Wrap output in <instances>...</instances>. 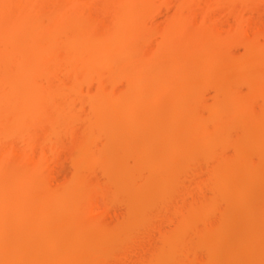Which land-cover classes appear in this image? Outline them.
I'll use <instances>...</instances> for the list:
<instances>
[{
	"label": "bare ground",
	"instance_id": "bare-ground-1",
	"mask_svg": "<svg viewBox=\"0 0 264 264\" xmlns=\"http://www.w3.org/2000/svg\"><path fill=\"white\" fill-rule=\"evenodd\" d=\"M232 1L233 0H0V148H1L0 150L2 151V152L0 151L2 153V154H0V157H1V159H0L1 160L0 161V175L2 176V174H3V177H4V173H5L6 169L10 170V166H6L9 163H12L10 165L15 164V169H16V171L10 175L8 180H7V178L1 179L2 182H4V183L0 182V264H39V262H41V261H38V263H37V260L39 259V257L37 259V256H38V254H40L39 253L40 252L39 247L41 248V242H42V245L44 243V246L47 248H49L51 246L59 245L60 243H62V244L66 243L65 246L67 245V247L68 246L74 247V245L78 242L76 240V238L74 237V234H73L74 232L85 230L87 228H89L90 230L93 229V231L96 230V232L99 229H102V228H100V225L97 224L96 222H95L96 225L94 224V226H96V227H88V225H90L92 223L91 222V223L86 225V223L89 222V219H87L85 221L86 223L83 222V220H78V222L77 221L75 222L72 220L73 219L72 218L73 212L78 210V206L81 205V204L79 205V203H77V202H79L83 197V193H82L83 191L81 190V187L83 188L82 182H84V181H82V180L79 181V180H80V178L81 179L85 178L87 180L90 176L89 174L95 168L98 169L100 167L103 170V169H106V167H107V169H109L108 168L109 163H111V161H112V163L115 162L113 165H111L112 164L111 163L109 166H110L111 170L113 167V169H114L113 172L116 174L115 175L116 179L114 178L115 176L113 177L112 174H114V173L112 171H110L112 173V174H110L112 177H107V178H111V179L113 178L114 181L113 180H111V181H113V183H114V182L118 181L117 179L120 176H121V178L123 177V179L127 177L126 180L124 179L125 181L122 182L124 184L126 183L125 185L121 184L122 185L121 186L119 184L122 188L124 187V190L122 191V188L121 189H119L120 187L118 188V190L121 193L123 192L122 195H124V196H125V194L127 195L128 193H130V192H128V193H126V192L131 189L130 187H131V185H133V183L135 181L134 176L137 175L136 177L139 179H137L136 177L135 178L137 180H141V176H142L141 174H144L145 177H142V179L144 178L143 179L144 181H142V184L143 185L145 184L144 187L143 188L139 187L140 188L139 189L138 186H140L141 183H140V185L137 183L136 186L135 185L132 186L135 189L130 190V191L131 192L137 191L136 193H140L138 195L145 194V196H146L148 194L147 197L148 196L150 198L152 197L151 199L153 201L152 202L153 204L151 202H150V204L154 205L158 201H163L164 197L168 198V197H166V195L168 194V191H169V193H172V191H170V187H171V185L174 186L173 182L176 183L177 179H175L176 181L175 180L172 181L174 174L172 171V167L169 168L170 165L168 166V162H167V161L171 160L172 154L174 151L171 153L169 152V154L166 153L167 151L161 153V151H163V150H160L161 147H158V146H160V144L157 143V145H156L155 143H153V141L155 142V141H157V139H158V141L160 139L163 140L164 137H167V135H170V134L172 135V139H173V136L178 137L177 134H180V133H178V131L179 130L181 131V128H182L183 132H184V134H183L184 136H187V137L190 136L189 138H191V137L192 138L193 137L198 138L196 140V141L199 140L197 147H199L201 153L204 154V157L207 156V158L210 159L209 160L206 158L207 160L214 161V159L216 157L219 158V156L222 154L221 148L220 149L217 148L220 150L219 153H221V154H217L215 152L214 148L219 146L218 144H220V143H221L220 147H221V145H223V147H224L226 145L225 141L227 143H230V139L234 138L233 136L237 135V131L239 132V130H236L237 128L235 126L238 125V123L241 124V122H243V121L246 122L247 120L243 115L245 113H248L247 110L248 111L251 110V108H250V110L248 108L251 106H249V104L247 105V103L251 102V100H253L254 98L257 99L258 95H260V92L262 90H264V85H262L261 82L258 81V78L255 80V78H256L255 77L253 79V81L250 79V82L248 81L249 82V85H248L249 91L248 92H250V94L252 96L247 93L250 96L245 98L244 102L242 100V102L244 104L242 102H241V104H238L237 103L238 100H235V101L233 100V102L234 103L236 102V103L235 104L233 103V105H231V103H229L227 106H230V105L231 106L224 109V107L221 108V106H224L225 104L220 105L221 102L219 100L220 99V96H219V98H217L219 101L218 102L215 101L217 105L216 104L214 105V106H216V108L214 107L213 110H211L212 113L210 114L209 117H207V119L204 122L200 118H199V120H201L202 122H200L198 119H196V120H198L199 122H191L190 123L189 121H187L188 119H187V115H186L187 113L186 112H189L190 114H191V112H190L189 108L186 112H185V110L188 106L190 107V103H192V101L195 99V98L193 99L192 98L193 96L190 95L187 91L188 86L190 84L193 85V83L191 81L193 78L192 76H194L193 74L195 73L196 76L198 74L199 75L198 78H200V79L203 78V76H204V78H207V77H209L211 72L218 70V68L220 70V67H221V65L219 67L220 63L216 64V62H213L214 61L213 56L215 55V52L218 51L217 50L218 44H216V46H215V43L221 37L216 33L217 32L215 30L216 29L215 27L217 25L216 23H215L214 29H212L215 31H210V29L213 28V26H211L208 21H210L209 20L210 17H211V21L214 19H212V15L211 14L208 15V13L213 8H215V9L216 8L217 9L223 8V10L225 9L227 11H230L231 10L230 9L231 8L230 2L232 3ZM242 4H243V2H242ZM157 5H158V7L162 6V5H163L162 7H164V6L165 7H169V6L171 7L172 6L174 8V12L172 15L170 14L171 16L169 18L166 17L167 20H166V22H164L165 26H161L162 29L159 26V28H160L159 31L157 30L158 27H157V29H155L156 27L154 28V25L152 24L153 31L155 32V30H157L156 34L153 31L151 32L149 30L151 27L149 28L148 26H146V28L148 27L147 30H149V32H150V33H148L146 31L145 25H147L148 22L150 21L149 18L151 16L153 17V15L155 14L154 9L156 8ZM247 8H249V7H247ZM158 9L160 10L161 8L159 7ZM170 9L168 10V8H167L168 11H170ZM197 10L200 13L201 12L203 13V14L201 13L202 16H200V18H198V19H200L202 22L206 21L207 24H206V22L204 24H206V25L209 24L211 26V27L206 26L207 29H208V27L210 29L206 30L205 32H204L202 27H201L202 29L199 28L202 31H200L198 28H197L198 30L195 29V27H200L203 25L202 22H200L201 25L198 24V22L200 20L195 23V19H196L195 14H196ZM244 10H243V12H244ZM249 12H250V10H249ZM151 13L152 14L154 13V14L152 15ZM227 14H228V12H227ZM241 14H242V12H241ZM252 14H253V12H252ZM223 15H224V13H223ZM223 15L220 14L221 17H224ZM243 16L244 15L239 16V17L242 18ZM250 16L253 17V15H251V14H250ZM201 17H202V19H201ZM234 17H236V16L234 15ZM234 17H233V20L235 21L236 18H234ZM240 18H238V19L240 21L242 20L241 22H243V20L245 21L247 19L245 17H244L245 19H240ZM215 20H216V18H215ZM217 20H219V19L217 18ZM251 20L252 19L248 18V21H251ZM248 21L246 20L247 23H248ZM260 21H259V23H260ZM241 22L233 23L234 25L237 24L236 30L241 29V31H242L243 26H247V28H249V26H248L249 24H246V22H245V23H243V26H242ZM238 23H240V24H238ZM256 23H258V22H256ZM195 24H198L199 26H197ZM212 24H213V22H212ZM253 24H255V22ZM228 25H229V23L227 22V25H226L227 29H225V30H228L229 32L225 33V34H228V35H225L226 39H227V37L228 38L232 37L231 39L233 40V42L240 40V36H239L240 33L237 34L238 32H236V35H238L239 38H238V36L233 37L234 33L230 32V31H231V28L234 26H232V24H231V25H229L231 27H228ZM240 25L242 28L237 27ZM250 25H251V23H250ZM260 25H261V28L264 27V25H262V23H260ZM143 26H144L145 30L143 29ZM149 26H151L150 23H149ZM255 26H256V24L253 26V28H255ZM258 26L259 25L257 24L256 29H254V30H257ZM206 27L204 25L205 29H206ZM217 28H218V26H217ZM261 28L259 26V30L257 32L263 31L262 33L264 34V28L263 29H261ZM233 29H235V28H233ZM252 29L249 28L251 34L253 31L254 32L253 34L255 35L256 32ZM244 31H243L244 35L241 32L242 38L244 36L246 37L245 32H247V31H245V32ZM219 32H220V29L218 30V33ZM234 32H235V30H234ZM231 33H232V35H231ZM152 34H154V35H152ZM247 34H249V33L247 32ZM155 35H157L159 38V40L157 42L155 41L156 45L154 42H152V39L154 41V38L156 37ZM177 36H180L183 38V43H180L178 41L179 37L177 38L176 41L179 42V44H180V45H178V43L176 42L178 46L173 44V43H175L173 41L175 40V38ZM198 36H201L204 39V41L201 37H198ZM225 36H222V37H225ZM255 36H254V38H255ZM195 37L200 38V39H198V41L200 40V42H201V40H202V43H196L198 41L195 42L194 39L197 40V38H195ZM252 37H253V35H251L248 39H250ZM150 38H151V41H148ZM233 38H237V39H233ZM257 38H259V37H257ZM192 39L194 40V42L191 41ZM223 39H225V38H223ZM231 39L229 38V41H227V42L229 43L230 41H232ZM147 41L149 44L148 46L151 45V48L147 46V44H146ZM241 41H242V39H241ZM149 42L154 43L155 46ZM233 42H231V43H233ZM243 42H245V40ZM247 42H250V41L247 40L246 43ZM251 42H250V44H251ZM238 43H239V41L236 44H238ZM250 44L249 43H247V44L243 43L242 46L244 45L246 47L247 45H249L250 48L248 46H247V48H249V50H253L255 52L256 51L260 52V49H258L259 46L261 47V49L263 48L261 44L258 46L259 43L258 44L255 43V44H257L258 48H256V45H254L253 43H252V45H250ZM152 45L154 46L153 48H152ZM233 45H235V43H233ZM263 45H264V40H263ZM218 46L223 48L224 45L222 44V46L221 45H218ZM253 46H255V47H253ZM227 49H229V48H227ZM246 51H247V49H246ZM177 52L182 54V55H178ZM222 52H224V50ZM252 52L250 51V53H252ZM250 53L248 52V55ZM263 53H264V50L262 51V54ZM197 54H199L200 56L202 55L201 59L203 58V60H200L201 62L198 61L199 63L196 62L197 64L196 63L194 64L193 63L194 60L193 61H191V60H192V58H194L193 57L194 55L198 56ZM225 54L228 57V54H230V52H228V54L227 53H225ZM260 54L261 53H258L256 55V53H254V55H256V58H258V56ZM224 57H223V60H224ZM250 57L254 58L253 55L248 56V58H247L248 61H249ZM263 57H264V55H263ZM256 58H254V59H256ZM224 62L226 63V61H224ZM228 62H229V60L227 61V63ZM253 64H254V61H253ZM226 65H230V62ZM226 65L224 64L225 67H226ZM55 67L58 68L61 75H64V77H62L59 74V71H57V68L55 69ZM174 71L175 72L177 71L178 73L177 72L174 73ZM54 72L55 73L58 72V74L61 76L60 79L58 78L60 81L56 80V77H58L59 75H57V76L55 75L56 77L52 79L53 82L51 81L52 76L54 77V74H55ZM168 73H171V74L174 73L175 75L173 74L171 76V74H168ZM167 74L170 76V80H171L168 82L167 87H170L171 89L178 87L176 89H178V91H179V88H180L181 91H179V93L177 95H172L173 97L170 96L172 98H170L171 99L170 103H168L169 104V107H167L168 110L167 111L164 110V111H166V113H165L166 115H165V114H162L160 111H157L158 109L157 110L154 109V105L156 104L158 99H160V98H162V96H164L163 93L165 94L170 88L166 89L167 87L158 86L159 88L156 87V89H154L153 87H155L154 85H157L158 81L161 78H163L164 76L167 77L168 76ZM176 75H178L177 76L178 78L182 76V79L184 78V81L182 80L184 83L181 80H179L178 78H176L175 77ZM226 75H228V74H226ZM226 75L224 73L223 78L222 79L219 78L218 81L221 80L224 82V80H228L231 77V76H229L230 74L228 75L229 78ZM225 76L227 77V79H224V78H226ZM198 78H197V80H198ZM61 79H63V80L61 81ZM54 80H55V82H54ZM91 80L95 81V87H96L95 89H97V90L91 91V94H90V92H87V89H89V87H88L89 85L91 86V84L94 83ZM189 80L191 82L190 84H189ZM198 81H197V84L200 83L202 80L199 82ZM89 82H90V84H88ZM122 82L125 86L126 85L127 86L126 87L122 86L118 90H114V88H116L115 86H118V83L121 84ZM221 84H222V82H221ZM221 84L219 83L218 85L221 86ZM84 87L86 89L85 93L83 90ZM151 87H152V89H154L153 91H155V90L156 91L153 92ZM189 87H191V86H189ZM227 87H229V86H227ZM120 89H122L121 93H119ZM149 89L152 91V94L150 93L151 91L150 92L148 91ZM196 89H197V87H196ZM232 89H235V87L233 88V86H232ZM188 90H189V88H188ZM147 91L151 95L149 94L147 96V94H146ZM176 92L174 94H176ZM256 92H258L259 94ZM235 93L240 94L238 91H236ZM235 93H233V94H235ZM255 93L258 94L257 97H256ZM193 94H195V93H193ZM81 95L82 96L87 95L86 96L87 99L84 102V104H81V102H80L81 100H79ZM232 95H228V97H230ZM236 95L237 94H235L233 96L236 99L238 97L240 99L244 98L243 96H240V95L236 96ZM198 96H200V95H198ZM253 96H254V98L252 99ZM200 98L201 97H199V103L201 102ZM235 98H233V99H235ZM225 99H227V98H225ZM247 99L249 101H246ZM196 101L198 102V100L196 99V100H194L193 103L195 104ZM197 102H196V104H197ZM82 105L87 107L90 117L86 121V124L84 126L85 129L83 128L84 133L83 132L82 133L85 134L84 139L83 140L81 139L82 141L79 140V142L77 141L76 143H78V144L75 143V146L76 145L77 146H76V150H75V148H74V150H75V152L76 151L78 152V157H77V154H75V156L77 158L73 157L75 159V161L73 159H72L73 161H71V163L73 162V164H74V165L72 164V167H74L73 168L74 175L76 174L77 177H79V176H81V177L79 178V180L75 179V182L73 181L74 183L70 182L71 185L70 184H69V186L66 185L67 186L66 189L62 188L60 190L61 192H59V193H61L60 196H59V194H57L56 195L57 197H55L53 194L54 192L48 193V194L46 193V194H44L45 195L44 196L42 194L43 192H45V190L43 191V188H44L43 182L46 178L45 179L43 178L44 180H42V179H37L38 175L36 177L37 182L39 180L43 181L42 182L43 184H40V185L36 184L37 186H41L40 188L42 190H40L39 188H36V187H32L33 183L31 184L29 182L31 180H33V182H34L36 180V179L34 180L35 176H33L34 178L28 176L29 178H27V182H29V184L26 183V181H25L26 179L23 178V177H26L25 176L26 172L28 173V171H29V170H27V171H25V170L30 169L27 166H30V167L32 165L36 166V162H35V164H33L34 162L32 164L30 163L32 160L29 162L27 161V164H25L26 163L25 161L29 160L28 159L29 155L33 156L34 160H36V157H38V155L36 157L34 155H32V153H31L32 148L29 147L30 145L27 141L29 140V138L32 135L33 136V137H31L32 140L36 139L37 141H39L40 139H37V138H39V137L41 138L40 142H35V143H37L35 146H38V143L42 144V141L44 140L45 136L43 135L44 137L42 138L41 135L39 136V133L37 134V136L35 135V131H36V129L38 131V128L44 129L45 132H50V131L52 132L53 131L52 128H54V127L56 129H61L62 127H65L64 125H66V127H71V125L73 123H75V121L79 118L78 112H80L81 107L83 108ZM250 105H251V103H250ZM139 110H142V112L144 111L145 114H147V112H149L150 116L148 114V120H149L148 122H150V123L152 122L153 124H155L158 127L157 129H159L158 130L159 133L157 136H159L160 139L154 135L155 137L153 136V138H156V140H154L152 138L153 141L150 139L151 142L146 143V145L141 146V148H140V152L143 151V154H144V152L151 151V150L154 152L153 153L151 151L152 157L151 156H150L151 158L149 157L151 160H149L147 158V156H149V155H147L148 152H147V154L145 153L147 155V156L145 155L146 161L147 162H148V160L150 161L149 164H147L146 161H145L146 165H144V163L143 164L138 163V159L140 158L139 162H141V159L143 156H142V154H137V155H141L142 157L138 156L139 158L136 161L134 160V164L130 165L131 169H128L129 166H126V165H128V163L126 164V158H129V156H131V151L128 147L132 148L130 145L131 143H128V142L127 143L129 145L126 147L129 150L125 148L126 150H128V152L125 149H122V147H124V145H125L124 142H122L123 143L122 144L121 141H119L121 143V145H120V143L117 144L118 145V148H117L118 151L124 150L125 153H128L127 155H129V156H126V158L125 157L120 158L119 155H123V154H121L122 152L119 153L118 151H117L118 154L116 153V157H115V155H111L110 153L106 152V155L109 154L111 156V158L110 157L107 158L108 156H105L104 153H102V152H101L102 155H100V153L98 154L96 152L98 150L96 149L97 147L95 144L97 142V139H96L97 137H95L97 135H95V133H97L98 131H103L105 133V135L107 134L108 140L112 139L115 126L114 127L112 126L113 128L110 129V127L107 126V123H110V125H112L111 123L114 122L113 125H115V121L116 122L117 121L118 122H124V121L128 122L126 125L124 124L125 125L124 126L125 131H123V133L130 131L131 130V128H130L131 119L133 118V117H131V115H133V113L135 111L139 112ZM144 112H143V114H144ZM184 113H186V114H184ZM185 115H186V117H185ZM163 116H164V118H163ZM194 116H192V117H194ZM247 116L250 117L249 113ZM165 117H166V120L164 121ZM196 118H198V117H196ZM179 119L180 120L182 119L181 121L186 120V121H184L182 126H180V129H178L179 125L178 126L176 125V127H174V125H173V127H170L171 124H170V126L168 125L169 127H167V125H165V122H167L168 124L169 123L176 124L175 122L180 121ZM247 119H249V118H247ZM126 122H124V123H126ZM248 123H250V119L248 120L247 124ZM103 124H106V125H104V127H103L102 126ZM50 126H51V129H50ZM52 126H54V127H52ZM59 126H61V128ZM57 127H59V128H57ZM108 127H109V129H108ZM245 127H246V125H245ZM55 128H54V130H56ZM103 128H104V130L107 128V131H104ZM48 129L50 131H47ZM154 129H156V128H154ZM242 129H244V125H243ZM232 130H234V131H232ZM235 130H236V132H235ZM57 131L58 130L53 131L54 134H52L53 132L50 133L51 136L55 135V137L52 136L51 138H48V141L50 140L48 143L46 142L48 144V146L50 143H51L50 146L53 144V142L51 140H54V139H52V138H57V134L59 133L60 130L58 131V133H57ZM155 132H157V130H155ZM244 133H245V131H243V134ZM48 134H46V136H48ZM247 134H245L244 136H246ZM263 135L264 134H262V136ZM242 137L243 136H241V138L237 137L238 139L237 138H236L237 140L235 139L236 142L234 140L235 143L232 146V149H234L236 156L241 160L240 164L243 163L245 166H247L246 170L244 169L245 167H243V169L245 170V172L248 171L247 173L250 174V176H251L250 178H252V179H250V181L248 182L247 180L249 178L244 177V180L247 181V182H245V181L243 182L244 186L242 185V186L237 187L238 186L237 185L236 188H234L230 193V191L226 188V185H225L228 180L224 179L226 172H227L226 171L227 165L225 163V158H223L221 156H220L221 159L216 158L217 162L213 163L214 167L210 171L211 174H209V178L212 177V179H211L212 183L217 185L216 187L219 188V190L217 188H215V189H217L216 191H221V192H223V194H225V196H230L232 199L234 196L237 197L238 199L235 201H238L236 203H239L238 204L239 206L237 204H235V205H237L239 208H240V204H242L240 202H245L244 200H246L248 191H249V193H250V190H252V192H253L256 186L257 187L260 186V189H258V190L264 189L262 187L263 184L261 183L262 185H260V182H261L260 178H261L262 172L264 175V153L260 152L262 150V148H264L263 147L264 145H262L263 141L260 140L261 137L260 138L257 137L259 139H256L255 137H252V136H250L249 138L247 137L248 139H243ZM95 139H96V141H95ZM228 139H229V141H228ZM251 139H252V142H251ZM261 139L264 140V137H262ZM21 141H23V142L26 141L24 143L26 149H24L22 147H21L22 149L19 148V150L21 151L20 152L21 154L20 153L15 154L17 156L19 155V157H17L13 153V151L16 150L14 146H17V145L12 146L11 144H13L12 142L20 143ZM45 141H47V140H45ZM171 141H175V140H171ZM166 142H167V140L164 142L165 145H167ZM30 143H32V142L30 141ZM43 143L45 144V142H43ZM159 143H161V145H163V147H165L162 149L168 150V149H166V147L169 144L167 146H164V144L162 142H159ZM169 143L172 144V142H169ZM224 143H225V145H224ZM33 144H32V146H33ZM132 144H134V143H132ZM195 144H197V143H195ZM45 145H43L40 149L38 146V149L41 150L43 147H45ZM48 146L46 147V149H48ZM119 146H121V148ZM136 146H139V145H136ZM170 146H172V145H170ZM255 146H257V148ZM119 149H121V150H119ZM132 149L134 150V148H132ZM253 149H255V150H253ZM257 149H261V150L257 151ZM22 150H24V151L22 152ZM33 151H34V149H33ZM42 152H43V150H42ZM135 152L136 151L134 150V153ZM154 154H156V155H154ZM213 154H214V156H212ZM216 154H217V156H216ZM252 156H254L253 158L258 156V160L256 161L254 159L253 161L254 162L256 161L255 162L256 164H253L251 166L248 164H251V163H249L250 162L249 158ZM200 157H203V156H200ZM18 158L21 160H19ZM114 158L116 159V161L118 163H121L120 164L121 166L120 165L119 166L122 169L117 166V163H116V161H114L115 160ZM118 158H120L119 161L122 159L123 163H122V161L119 162ZM153 158H155L154 161H152ZM234 158H236V157H234ZM13 159L17 162H15ZM256 159H257V157H256ZM12 160L14 163L12 162ZM23 160H25V161H23ZM128 160H127V162H128ZM143 161L144 160H142V162ZM22 162H25V163H22ZM189 162L190 161H188L187 164ZM226 162H227V160H226ZM20 163L22 164V166ZM29 163H30V165H29ZM215 163H216V165H215ZM237 163L239 164L238 161H237ZM16 164H17V167H16ZM43 164H44V161H43ZM122 164L123 165L126 164L125 165L126 167L123 166ZM176 164H177V162H176ZM115 165L118 167V169H117V167H115ZM183 166H185V165L184 164L179 165L176 168L179 167V169H182ZM240 166H242V165H240ZM32 167H31V169L33 170L34 167L33 168ZM3 168H4V171H2ZM24 168H25V170L23 171ZM115 168L117 169L116 172H115ZM173 168H175V167H173ZM184 168H187V167H184ZM240 168H242V167H240ZM107 169L104 170V174L108 173V172H105V171H107ZM126 169H128V170H126ZM231 169H233V168H231ZM125 170L128 174L125 173ZM42 171H45V170H43V168H42V170L40 171L41 172L39 174L40 178H42L43 176L45 177V175H46V173L43 175ZM121 171L122 172L124 171V172L122 173ZM176 171L174 170L175 174L178 172V171L177 172ZM19 172H21V173H19ZM179 172H181V171L179 170ZM231 172H229L230 174L228 176L231 175ZM237 172H240V171H237ZM9 173H10V171H8L7 174L9 175ZM23 173H25V174L22 175ZM87 173H88V175H87ZM240 173H244V171H242V169H241ZM247 173H244V174L246 175ZM35 174H38V172ZM81 174H84V175L82 176ZM85 175L88 176V178ZM110 175L108 174L107 176H110ZM138 175L139 176L141 175V176L138 177ZM232 175L230 176L231 178H232ZM1 176H0V178H1ZM161 176H163L165 178H163ZM236 176L237 175H235V177ZM128 177H130V178H128ZM152 177H156V178L159 177V178L158 179H156V178L152 179ZM230 177H229V179H230ZM247 177H249V176H247ZM148 179H150V180H148ZM4 180H6V181H4ZM132 180H134V181H132ZM154 180H155V182H154ZM232 180L235 181L234 179H232ZM242 180H243V178L240 179V182ZM127 181H128V184H127ZM229 181H231V180H229ZM233 181L231 182V184H227V186L228 187L233 186L232 183H235ZM262 181H264V180H262ZM237 182L239 184V180ZM148 183H150V185L151 184L158 185L159 187L157 186V188H159V189H156V185L155 186L153 185L154 187L152 186L151 188H148V186H149ZM136 187H137V190H136ZM174 188L175 187H173V190H174ZM150 189L151 190L153 189V191H151ZM36 190L37 191L39 190V191L37 192ZM118 190L116 191L117 195L119 193ZM63 191H64V193H62ZM80 191H81V193H80ZM39 192H40V195H39ZM254 192H256V191H254ZM121 193H119V195H121ZM155 193H156V195H154ZM151 194H152V196H150ZM259 194H260V192H259ZM221 195H222V193H221ZM261 195H262V193H261ZM46 196H48V197H46ZM128 196H130V195H128ZM215 196H214V199L212 198V200H211L212 202L207 201V204H206L207 207H205V205H202L203 201L201 202V204L199 206L201 207V205H202L203 207H202V209L200 208L201 211H199V209H198L199 207L197 208L199 213H197L195 211L196 208H194V210L191 211L192 213L190 212L191 214H189L187 212L189 209L187 211H185V214L184 213L183 214L185 216H186V214H188V217L193 216L192 218L194 220H191L190 219L191 217H189L190 220H188L187 219L188 217L186 216L187 217L186 218L182 214L181 222L178 223V228L175 229L176 232L178 231L177 233L184 234L187 232V235H188V233H190V231H191V227H193L192 224H195V223H192V221L195 222V220H196L197 221L196 224L198 223V221H201V220H202V223H203V221L208 223L207 232L204 230L205 234H203V235H205V237L207 234H209L208 237H206V238H208V240H207V242L206 241L205 242L208 244L211 243V244H209L210 246L208 245L209 247L207 248V250L210 248V250H208V251H210L211 253L209 252L207 255V258L209 257V255H210V257L208 258L209 259L208 261L207 260L205 261V263L207 262L206 264H215L216 263V260H217L216 257L218 258V255H216L215 250L217 251L218 248L221 247L219 243H221L222 241L218 242V240L219 241L221 240L220 238H221L222 234L220 232L223 233V231H224L223 226H226L224 223L222 226V224H221L222 222L219 223V221H218L219 224L216 222L218 226L221 224L220 227L222 226V229H223V231H221V228H219L217 225L214 226V225L210 224L211 221L209 222V218H210L209 215H211L215 212V211H213L214 207L215 206L217 207V205H218V204H216V202H218L217 199H218L219 195L216 197ZM69 197L73 199L72 202H71V200H68ZM78 197L80 200L77 199ZM147 197H145V198L147 199ZM222 197L223 196H221L220 198H222ZM230 197L228 199L226 198V200H230L231 199ZM260 197L263 198V195ZM153 198L157 199V200L154 201ZM220 198H219V200H220ZM149 199H147V200H149ZM67 200H68V202H67ZM134 200L139 201L136 199H134ZM165 200H168V199H165ZM258 200L260 201V199H258ZM55 201L58 202L59 205H55L54 206L55 208H53L51 205H50V207H48L49 205H47V203L49 204V202L53 203ZM149 201L148 202L146 201V202L149 203ZM223 201H225L224 198H223L222 202ZM261 201L259 204H262ZM143 203H144V201H143ZM256 203L257 202H254V205L248 204L249 206H248L247 212H246L247 217H248V221H246V222L248 223L249 226L255 225L256 218H258L257 217V213H258L257 208L258 207H256L258 205V203H257V205H255ZM164 204H165V201H164ZM197 204H199V203H197ZM245 204H247V203L245 202L244 205ZM152 205L148 204L145 206V203H144L142 205V209H143V206L151 207ZM161 206L162 205H160V207ZM262 206H264V204ZM149 207H148L149 210H147L145 208V210L147 212H150L151 208L154 209L153 208L154 206H152L151 208H149ZM204 207H205V209H203ZM232 208L236 212L233 211ZM232 208H231V210L233 212L237 213L238 208L234 205ZM243 208H245V207H243ZM262 209H263V207H262ZM193 212H194V215H193ZM145 216L143 218H145ZM219 216H220L219 217V219H220L221 217L224 216V213H220ZM263 216H262V218H263ZM226 218L228 221L229 220L228 217H225V219L223 217L220 219V221H222L223 219L226 221ZM237 220H235V221H237ZM231 221H230V224H231ZM225 223H227V227H228V225H229L228 222H225ZM92 225L93 224H91L90 226H92ZM98 225H99V229H98ZM125 225H123L124 227L121 226V230H122V228L123 229L130 228V227L133 228L132 226H130L131 224L128 227V222H127V227ZM248 225L246 224V226H244L246 228V229H244V231L249 229ZM205 228H207V227L205 226ZM118 229H120V228L118 227ZM134 229H136V228L134 227ZM227 229L228 228H225V230H227ZM121 230L118 231V233L120 232L119 235L121 234V232L124 234V237L121 234L122 237L119 238L121 240L117 239L114 236L117 232H114V231L111 232L110 231L111 232L110 234H112L115 238L111 235V236H109V239H108V237H106L105 239H103L99 242H92V244H94V246L90 245V247L93 246V248H91V250H90L91 251L90 253H92L91 255H94V253H95V255L98 254V255H102V257H103V253H102L103 250L99 251L97 249L98 248L97 245L101 246L103 249L109 248V247L117 248V247H115V245H117L116 241L119 240L118 244H120L121 241L123 242V240H124L123 238L127 239L125 236L128 235L130 232H132V231L127 232V230L126 231H121ZM69 232H71L70 233L71 235H69ZM195 233H197V232H195ZM256 233H257V235L253 238H250L251 240H246V241L240 242V243L236 242L237 244H239V246L237 247V252H239L240 254H242L245 257L243 262L239 261V263L241 262L240 264H259L260 259H258V258L260 255H263V250H262V253H260L256 250L258 248L254 249V247H251V244L253 242H257L260 245L264 242L261 241L262 238L260 235V231H256ZM253 234H255V232ZM187 235H185V236H187ZM199 235H196L197 239L201 238V237H199ZM233 235L235 236L236 234H233ZM263 235H262V237H263ZM116 236L118 237L117 234H116ZM200 236H202V235H200ZM251 236H253V235H251ZM112 237L115 240L112 239ZM129 237H131V236H129ZM222 237H223V235H222ZM242 238H243V236H242ZM246 239H249V237H247ZM200 240H202V239H200ZM243 240H245V238ZM92 241H94V240H92ZM195 241H197V240H195ZM259 242H261V243H259ZM182 243H183L182 246H184V247H182V249L185 248V250L186 249L190 250L192 252L191 254L193 255V251H194L193 249L196 246V242H194L195 246H193L194 244L192 245L191 243H188V242H187L188 245L186 244V242L185 243L182 242ZM184 244H186V246ZM233 244H231V245L234 246ZM121 245H123V244H121ZM197 245H198V243H197ZM59 246H62V245L60 244ZM174 246H172V247H174ZM235 246H237V245H235ZM255 246L257 247V245H255ZM179 247L181 248V245ZM206 247H207V245H206ZM77 248H78V252H79V249H81V250L85 249V248L82 249L81 247L80 248L77 247ZM178 248L176 247L177 250H178ZM196 248L198 249L197 246H196ZM235 248L236 247L233 248L234 252L232 251L231 254L236 252V250H234ZM109 249H111V248H109ZM200 249L201 248H199V250ZM69 250H71V249L69 248ZM69 250L67 249L68 252L65 253L64 256L66 258H70L74 261H75V259L78 260L77 257H78L80 252L76 253L77 251L72 252ZM169 250H170V248H169ZM92 251H94V252H92ZM43 252L44 251H41V253H43ZM171 252H173V251H171ZM180 253H181V251H180ZM223 253L224 252L221 253V257L223 255ZM239 253H237V254L239 255ZM86 254L88 255V253H86ZM106 254H108V253H106ZM173 254H168V257L173 256V258H174L176 253H173ZM185 254H187L186 251H185ZM91 255L89 254L88 256H91ZM104 255H105V253H104ZM25 256H27V257H25ZM168 257H165V258H168ZM234 257H235V254H234ZM95 258H99V257H95ZM165 258L163 259V261L165 260ZM194 258L196 259V256H194ZM56 259L61 260V258H56ZM56 259H55V261H56ZM263 259L264 258H262V260ZM59 260H57V261H59ZM171 260H172V257H171ZM223 260H225V258ZM168 261H170V260L166 259L163 263L160 262V264H164V263L168 264ZM237 261H238V258H237ZM263 261L260 262V264L263 263ZM52 262H54V261H52ZM69 262H71V261H69ZM63 263H65V262L63 261ZM45 264H46V262H45ZM60 264H61V262H60Z\"/></svg>",
	"mask_w": 264,
	"mask_h": 264
},
{
	"label": "rangeland",
	"instance_id": "rangeland-1",
	"mask_svg": "<svg viewBox=\"0 0 264 264\" xmlns=\"http://www.w3.org/2000/svg\"><path fill=\"white\" fill-rule=\"evenodd\" d=\"M234 1V2H233ZM232 1V3L230 2V11H227V10H223V8H219V9H215V8H213V9H211V11H209V13H208V15L209 14H211L212 15V19H214V20H212L211 21V17H210V21H208L209 23H210V25L211 26H213V28H209V27H211L209 24L208 25H206L207 24V22H206V24H204L205 22H202L200 19H198V18H200V16H202V14L197 10L196 11V14H195V17H196V19H195V23L196 22H198L199 20V22H198V24H200V22H202L203 23V25L202 26H200V27H195V29L196 30H198L199 28H203V30H204V32L206 31V30H209L210 29V31H217L216 33L221 37H219L220 39H218V43L216 42L215 43V46H216V44H218V45H221L222 46V44L224 45L223 46V48L222 47H219L218 45H217V50L218 51H216L215 52V55L213 56V62H216V64L218 63H220L219 64V67H220V65H221V67H220V70H219V68H218V70H216V71H213V72H211L210 73V75H209V77H207V78H204V76H203V78H198L199 77V75L197 74V76H196V74L194 73L193 75L194 76H192L193 78H192V83H193V85H191L190 83V80H189V86H191V87H189L188 86V88H189V90H188V88H187V91H188V93L190 94V95H192L193 97V99L194 100H198V102H197V104H196V102H195V104L193 103L194 102V100L192 101V103H190V107L188 106L187 108H186V110H185V112L188 110V108L190 109V112H191V114L189 113V112H186V113H184V114H186L187 115V121H189L190 123L191 122H204L206 119H207V117H209L210 116V114L212 113V111L211 110H213V108L215 107L216 108V106H214L215 104H216V102L215 101H219L220 100V102H221V104L220 105H223V104H225L224 106H221V108L222 107H224V109L225 108H228V107H230L231 105H233V100L235 101V100H238L237 101V103L238 104H241V102H242V100H243V102H244V100H245V98H247L248 96H250L251 94H250V92H248L249 91V82H250V79L253 81V79L255 78V80L258 78V81H260L261 82V84L262 85H264V57H263V55H264V53L262 54V51L264 50L263 48H264V45H263V36H264V34L261 32V31H259V32H257L258 30H259V26H260V28H261V25H260V23H262V25H264V0H233ZM241 1V2H240ZM238 2V3H237ZM242 2H243V4H242ZM260 2V3H259ZM251 3V4H250ZM241 4V5H240ZM160 5V4H159ZM232 5V6H231ZM246 5V6H245ZM257 5V6H256ZM163 6V5H162ZM162 6H159L161 9L159 10L158 8V5L156 6V8L154 9V11H155V14L153 15L152 13V15H153V17L151 16L149 19H150V21L148 22V24L147 25H145V28H146V26H148L150 29V31L152 32L153 31V26H152V24L154 25V28L155 29H157V27H158V31H159V29L161 28L162 29V27L161 26H165V23L164 22H166V20H167V18H169L172 14H173V12H174V8L171 6H169V7H162ZM239 6V7H238ZM242 7V8H241ZM247 7H249V8H247ZM254 7V8H253ZM262 7V8H261ZM167 8H168V10L170 9V11H168L167 10ZM228 8V9H229ZM236 8V9H235ZM245 9V10H244ZM253 11H252V10ZM243 10H244V12H243ZM249 10H250V12H249ZM259 10V11H258ZM262 10V11H261ZM236 11V12H235ZM239 11V12H238ZM159 12V13H158ZM172 12V13H171ZM212 12V13H211ZM227 12H228V14H227ZM232 14H231V13ZM241 12H242V14H241ZM252 12H253V14H252ZM260 12V13H259ZM200 13V14H199ZM223 13H224V15H223ZM244 13V14H243ZM171 14V15H170ZM198 14V15H197ZM220 14L221 15H223L224 17H221L220 16ZM238 14V15H237ZM250 14L251 15H253V17L252 16H250ZM210 15V16H211ZM234 15L236 16V17H234ZM242 15H244L242 18H240L239 16H242ZM155 16V17H154ZM198 16V17H197ZM220 16V17H219ZM250 16V17H249ZM167 17V18H166ZM233 17L234 18H236L235 19V21L236 22H241L238 18H240V19H245V18H247L246 20L248 21V18L249 19H252L251 21H248V23L246 22V20L244 21L243 20V22H241V24H242V26H243V23H245L246 22V24H249L248 26H249V28L250 29H252L253 28V26L256 24V26H257V24L259 25L258 27H257V30H254V29H256V26H255V28H253L252 30H254L255 32H256V36L253 34L254 32L252 31V34H251V32H250V30H249V28H247V26H243V30L241 31V29H238V30H236V25L237 24H233V23H236L234 20H233ZM238 17V18H237ZM245 17V18H244ZM209 18V17H208ZM215 18H216V20H215ZM217 18L219 19V20H217ZM257 18V19H256ZM201 19H202V17H201ZM225 21H224V20ZM197 20V21H196ZM254 20V21H253ZM260 21V23H259V21ZM231 21V22H230ZM212 22H213V24H212ZM227 22L229 23V25H231L232 24V26H234V27H232L231 28V31L230 32H232V33H234V35H233V37H237L238 35H236V32H238L237 34H239L240 33V40H237L236 42H233V40L231 39L232 37H229L232 41H230L229 43L227 42V41H229V38L227 37V39H226V36L225 35H228V34H225L226 32H229L228 30H225V29H227ZM251 23V25H250V23ZM255 22V24H253ZM256 22H258V23H256ZM149 23H150V25L151 26H149ZM215 23L217 24L216 25V27H215ZM198 24H195V25H197V26H199ZM238 24H240V23H238ZM201 25V24H200ZM204 25H205V27L206 26H209L208 27V29H207V27H206V29L204 28ZM228 25V27H231V26H229ZM253 25V26H252ZM159 26H160V28H159ZM194 26V25H193ZM217 26H218V28H217ZM251 26V27H250ZM148 27L146 28V31L148 32V33H150L149 32V30H147L148 29ZM214 27L216 28L215 30H212V29H214ZM237 27H239V28H242L241 27V25L240 26H237ZM245 27V28H244ZM263 27V26H262ZM198 28V29H197ZM201 28V29H202ZM224 30H222V29ZM233 28H235V29H233ZM264 28V27H263ZM263 28H261V29H263ZM143 29H144V26H143ZM142 29V30H143ZM201 29H199L200 31H202ZM220 29V34L218 33V30ZM247 29V30H246ZM260 29V30H261ZM145 30V29H144ZM157 30H155V34L157 33ZM230 30V29H229ZM234 30H235V32H234ZM240 30V31H239ZM247 31L249 34H247V32H245V31ZM243 31L245 32V34H246V37L244 36L243 38L241 37V35L243 34ZM241 32H242V34H241ZM232 33H231V35H232ZM215 34V33H214ZM216 34V35H217ZM230 34V33H229ZM152 35H154V34H152ZM217 35V36H218ZM244 35V34H243ZM251 35H253V37L252 38H250V39H248L249 37ZM156 37L154 38V41H153V39H152V42H154L155 43V45H156V42L159 40V38H158V36L157 35H155ZM222 36H225V37H222ZM239 36H238V38H239ZM254 36H255V38H254ZM179 37V38H178ZM198 37H201V36H198ZM257 37H259V38H257ZM152 38V37H151ZM151 38L148 40V41H151ZM177 38H178V41L180 42V43H183V38L182 37H180V36H177L176 38H175V40L173 41V42H175V43H173L174 45H177V43H178V45H180L179 44V42H177L176 40H177ZM182 38V39H181ZM194 38V37H193ZM195 38H197V37H195ZM202 38V37H201ZM223 38H225V39H223ZM198 39H200V38H197V40L196 39H194L195 40V42L196 41H198ZM203 39V38H202ZM217 39V38H216ZM233 39H237V38H233ZM241 39H242V41H241ZM245 40V42H243L244 40ZM249 40L250 42H251V44H250V42H247V43H249L250 45H252V43L254 44V45H256V48H258V46L261 44L262 45V49H261V47L259 46V48L258 49H260V52L259 51H253V50H249V45H247L249 48H247V46L245 47L244 45L242 46V44L244 43V44H247L246 43V41L247 40ZM254 39V40H253ZM182 42H181V41ZM194 40L192 39L191 41H193L194 42ZM148 41H147V46L149 45L148 44ZM156 41V42H155ZM203 41H204V39H203ZM235 41V40H234ZM239 41V43L238 44H236L237 42ZM241 41V42H240ZM177 42V43H176ZM192 42V43H193ZM231 42H233V43H235V45H233V43H231ZM259 43L258 44V46H257V44H255V43ZM149 43H151V42H149ZM154 43H151V44H153L154 45ZM196 43H202V40H201V42H200V40L198 41V42H196ZM220 43V44H219ZM152 45V48L155 46H153ZM177 45V46H178ZM148 47H150L151 48V45L150 46H148ZM229 48V49H227V48ZM253 47H255V46H253ZM149 49V48H148ZM216 49V48H215ZM246 49H247V51L250 53V51L252 52H254V53H256V55L258 54V53H261L259 56H258V58H256V55H254V53L252 54V53H250L249 55H248V52L246 51ZM257 49V50H258ZM224 50V52L225 53H227L228 54V52H230V54H228V57H227V55L224 53V52H222ZM229 50V51H228ZM256 50V49H255ZM262 50V51H261ZM180 52V51H179ZM258 52V53H257ZM223 53V54H222ZM177 54L178 55H182V54H180V53H178L177 52ZM225 54V55H224ZM198 56H196V55H194L193 57L194 58H192V60L191 61H193V63L195 64L196 62L197 63H199V62H201L200 60H203V58L201 59V57H202V55L200 56L199 54H197ZM254 56V58H256V59H254L253 57H250L249 58V61H248V56ZM226 58H225V57ZM262 56V57H261ZM220 57V58H219ZM223 57H224V60H223ZM260 58V59H259ZM247 59V60H246ZM229 60V62H230V65H226V64H228L227 63V61ZM199 61V62H198ZM224 61H226V63L224 62ZM253 61H254V64H253ZM196 63V64H197ZM224 64L226 65V67L224 66ZM224 67V68H223ZM57 67H55V69H56ZM256 69V70H255ZM57 71H59L58 70V68H57ZM230 71V72H229ZM177 72V71H176ZM175 71H174V73H176ZM225 73V75L226 74H230L229 76H231L230 78L228 77V75H226L229 79V81L228 80H224V79H227V77L226 78H224L223 80H224V82L223 81H221L222 82V84H221V82L220 81H218L219 80V78L220 79H222L223 78V74ZM55 73V72H54ZM173 73V74H174ZM178 73V72H177ZM197 73V72H196ZM223 73V74H222ZM59 74L61 75V73H60V71H59ZM58 74V72H56L55 74H54V77L52 76V78H51V81H52V79L53 78H55L57 75H59ZM168 74H171V73H168ZM167 74V75H168ZM173 74H171V76L173 75ZM180 74V73H179ZM256 74V75H255ZM56 75V76H55ZM58 76V77H56V80L57 81H60L59 79L61 78V76L62 77H64V75H61V76ZM175 75V74H174ZM178 75H176L175 77L176 78H178L177 77ZM207 76V75H206ZM198 78V80L199 81H201L200 83H198L197 84V78ZM216 77V78H215ZM59 78V79H58ZM174 78V77H173ZM195 78V79H194ZM244 78V79H243ZM64 79V78H63ZM63 79H61V81L63 80ZM172 79V78H171ZM179 80H183L184 81V78L182 79V76L181 77H179L178 78ZM204 79V80H203ZM175 80V79H174ZM233 80V81H232ZM56 81V82H57ZM65 81V80H64ZM91 81H93V80H91ZM90 81V82H91ZM169 81H171L170 80V76L168 75L167 77H163V78H161L159 81H158V83H157V85H154L155 87H153L154 89H156V87H158V86H162V87H167V85H168V82ZM182 81V82H183ZM194 81V82H193ZM198 81V82H199ZM249 81V82H248ZM53 82V81H52ZM54 82H55V80H54ZM90 82L88 83V84H90ZM94 83H92L91 84V86L89 85L88 87H89V89H87V92H90V94H91V91H94V90H97V89H95L96 87H95V81H93ZM181 82V83H182ZM217 82V83H216ZM228 82V83H227ZM234 82V83H233ZM120 83V82H119ZM118 83V86H115L116 88H114V90H118L119 88H121L122 86H125L124 84H123V82L121 83V84H119ZM184 83V82H183ZM209 83V84H208ZM221 84V86L220 85H218V84ZM248 83V84H247ZM127 84V83H126ZM196 84V85H195ZM246 84V85H245ZM97 85V84H96ZM206 85V86H205ZM208 85V86H207ZM210 85V86H209ZM213 85V86H212ZM224 85V86H223ZM127 86V85H126ZM125 86V87H126ZM199 86V87H198ZM220 86V87H219ZM227 86H229V87H227ZM232 86H233V88L235 87V89H232ZM161 87V88H162ZM196 87H197V89H196ZM159 88V87H158ZM168 88H170V87H167L166 89H168ZM176 88H178V87H175V88H173V89H169L165 94L163 93V95L164 96H162V98H160V99H158L157 100V102H156V106L154 105V109H158L157 111H160L162 114H165L166 113V111L168 110V108L167 107H169V104L168 103H170V98H172L173 96L172 95H177L178 93H179V91H181V89L179 88V91H178V89H176ZM123 89V88H122ZM122 89H120L119 91V93H121V90ZM151 89H152V87H151ZM154 89H152V91L154 90ZM165 89V90H166ZM176 89V90H175ZM200 89V90H199ZM84 93H85V87H84ZM124 90V89H123ZM235 90V91H234ZM149 92L151 91L150 89L148 90ZM147 91V96L151 93L152 94V91L149 93ZM156 91V90H155ZM155 91H153V92H155ZM177 91V92H176ZM191 91V92H190ZM193 91V92H192ZM196 91V92H195ZM233 93H235L236 91H238L240 94H238V93H235V94H237L236 96H238V95H240V96H243L244 98H242V99H240L239 97L236 99L235 97H233L235 94H233ZM247 91V92H246ZM251 91V90H250ZM263 92H264V90H262ZM260 92V95H258L259 93L258 92H256V93H258V94H256V97H257V95H258V97H257V99H255L254 98V96L252 97V99L253 100H251V102H248L247 103V105L249 104V106H251V107H248L249 108V110H250V108H251V110L250 111H248L247 110V112L249 113V115H250V117H248L247 115H248V113H245L243 116L246 118V122L245 121H243V122H241V124H239L238 122V125H234L237 129L236 130H239V132L237 131V135H235V136H233L232 134V136L234 137V138H231L230 139V143H227L226 141H225V143H226V145H225V143H224V147H223V145H221V147H220V144H218L219 146H217V147H215L214 145V149H215V152L217 153V154H221L220 156L221 157H223V158H225V163H226V165H227V167H226V175H225V177H224V179H227L228 181L229 180H231V181H227V183L225 184L226 185V188L230 191V193H231V191L234 189V188H236V186L237 187H239V186H244V177H246V178H249L247 181L249 182L250 181V179H252V178H250L251 176H250V174H248L247 172H245V170H246V168H247V166H245L243 163H241L240 164V162H241V160L236 156V154H235V152H234V149H232V146L234 145V143L236 142V140L238 139V138H241V136H243L242 138L243 139H248L250 136H252V137H255L256 139H259L260 137L262 138V137H264V135L262 136V134H264V93L263 92ZM176 92V94H174ZM94 93V92H93ZM181 93V92H180ZM192 93V94H191ZM193 93H195V94H193ZM227 93V94H226ZM250 94V95H248V94ZM150 94V95H151ZM220 94V95H219ZM233 94V95H232ZM254 94V95H255ZM198 95H200V96H198ZM222 95V96H221ZM226 95V96H225ZM228 95H232V96H230V97H228ZM87 96V95H86ZM86 96H82L81 95V97H80V99L79 100H81L80 102H81V104H84V102L86 101ZM170 96H172V97H170ZM217 96V97H216ZM219 96H220V99L218 100L217 98H219ZM252 96V95H251ZM151 97V96H150ZM153 97V96H152ZM199 97H201L200 98V103H199ZM225 98H227V99H225ZM230 98V99H229ZM233 98H235V99H233ZM250 98V97H249ZM174 99V98H173ZM217 99V100H216ZM226 102H225V101ZM231 100V101H230ZM240 100V101H239ZM83 101V102H82ZM169 101V102H168ZM246 101H249L248 99L246 100ZM253 101V102H252ZM191 102V101H190ZM240 102V103H239ZM242 102V103H243ZM200 105H199V104ZM227 103V104H226ZM229 103H231V105L230 106H227ZM236 103V102H235ZM234 103V104H235ZM250 103H251V105H250ZM244 104V103H243ZM217 105V104H216ZM83 106V108L81 107L80 109V112H78V116H79V118L75 121V123H73L72 125H71V127H66V125H64L65 127H62L61 128V126H59L61 129H56L54 126H52V127H54L56 130H60L59 131V133H58V131H57V138H52V139H54V140H51L52 142H53V146L51 147L50 146V144H49V146H48V142L50 141H48V138H51L52 136H51V134L50 133H52L53 131H56V130H54V128H52L53 129V131L51 132L49 129L47 130V131H50V132H45L44 131V129H42V128H38V131H37V129H36V131H35V135L37 136V134L39 133V136L41 135L42 136V138L45 136V138H44V140L42 141V144L43 145H47L48 146V149H46V145H45V147H43L41 150H39L43 145L42 144H40V143H38V146H39V149H38V146H35L37 143H35V142H40V140H41V138L39 137V138H37V139H40L39 141H37L36 139L35 140H32V138L31 137H33L32 135H31V137L29 138V140L27 141L28 143H29V147L30 148H32V150H31V153H32V155H34L35 157L38 155V157H36V160H34L33 159V156H31V155H29V160H23V161H25V162H22V163H25V164H27V161L29 162V161H31L30 163L32 164L33 162V164H35V162H36V166L34 165H32L31 167L33 168V170L31 169V167L30 166H27V167H29L30 169H26L25 170V168L23 169V171L25 170V171H27V170H29L28 171V173L26 172V177H23V178H25L24 180L26 181V183H28L29 184V182L32 184V187H36V188H39L40 190H42L40 187L41 186H37L36 184H38V185H40V184H43L44 183V188H43V191L45 190V192H43L42 194L44 195V194H48V193H53L54 194V196L55 197H57L56 195L57 194H59V196H60V194L61 193H59V192H61L60 190L62 189V188H67V186L66 185H68L69 186V184H70V182L72 183L73 181L75 182V179H78L79 180V178L81 177V176H79V177H77V175L75 176L74 175V173H73V168L74 167H72V164H73V162L71 163V161H75V154H77V157H78V152L76 153L75 152V150H76V146H75V143L78 141L79 142V140L80 141H82L83 139H84V137H85V134H83L84 132H83V130L85 129L84 128V126H85V124H86V121L89 119V117H90V115H89V113H88V109H87V107L86 106H84V105H82ZM226 106V107H225ZM159 107V108H158ZM197 107V108H196ZM200 107V108H199ZM247 107V106H246ZM161 109V110H160ZM163 109V110H162ZM195 109V110H194ZM247 109V108H246ZM155 110V111H156ZM164 110H166V111H164ZM141 111V112H140ZM90 112V111H89ZM144 112V111H143ZM143 112H142V110H139V112L138 111H135L134 113H133V115H131V117H133L132 119H131V126H130V128H131V130L130 131H128V132H125V133H123V131H125L124 130V126L128 123V122H126V121H124V122H126V123H124V122H116L115 121V125H113L114 124V122H112L111 124L112 125H110V123H107V126H109L110 127V129H112L114 126V133H113V136H112V139H110V140H108L107 139V134L105 135V133L103 132V131H98L97 133H95V135H97V136H95V137H97L96 139H97V142L95 143L96 144V149L98 150V151H96L98 154L100 153V155H102V153H104V155L105 156H108L107 158H111V156L109 155V154H107L106 155V152L107 153H110L111 155H115V157H116V153H117V151H118V145L117 144H119L120 142L119 141H121V143L122 142H124L125 143V145H124V147H122V149H130V151H131V156H129V155H127L128 153H125L124 152V150L122 151L121 149H119V150H121V151H118L119 153L120 152H122L121 154H123V155H119V157L120 158H123V157H125L126 158V156H129V158H126V164L128 163V165H126V164H122L123 166H129L130 167V165L131 164H134V160L136 161L139 157L138 156H140V157H142V159H141V162H139L140 161V158L138 159V163H144V165H146L145 164V161H146V157H145V155L147 154V152H148V154L147 155H149V156H147V158L149 159V160H151L150 158L152 157L151 156V153L153 152L152 150V152L151 151H146V152H144V154H143V151L142 152H140V148H141V146H144V145H146V143H149V142H151V140L153 141V139L154 140H156V138H153V136L155 135V136H157L158 135V133H159V129H157L158 127L155 125V124H153L152 122L150 123V122H148L149 120H148V114H149V112H147V114H145V112H144V114H143ZM195 112V113H194ZM193 113V114H192ZM91 114V113H90ZM196 114V115H195ZM166 115V114H165ZM186 115H185V117H186ZM195 115V116H194ZM263 115V116H262ZM146 116V117H145ZM149 116H150V114H149ZM192 116H194V117H192ZM247 116V117H246ZM259 116V117H258ZM191 117V118H190ZM196 117H198V118H196ZM146 118V119H145ZM163 118H164V116H163ZM193 118V119H192ZM199 118L202 120H199ZM247 118H249L250 119V123H248L247 124V122H248V120L249 119H247ZM145 119V120H144ZM195 119V120H194ZM196 119H198V120H196ZM166 120V117H165V119H164V121ZM180 120V119H179ZM182 120V119H181ZM176 121L175 123L176 124H172V123H167V122H165V125H167V127H169L170 126V124H171V126L170 127H173V125H174V127H176V125L179 127L178 129H180V126H182V124L184 123V121H186V120H184V121ZM194 120V121H193ZM130 122V121H129ZM167 123V124H166ZM243 123V124H242ZM125 124V125H124ZM104 125H106V124H103L102 126L104 127ZM169 125V126H168ZM243 125H244V129H242L243 128ZM245 125H246V127H245ZM106 126V127H107ZM113 126V127H112ZM49 127V126H48ZM59 127H57V128H59ZM109 127H108V129H109ZM234 127V128H235ZM84 128V129H83ZM116 128V129H115ZM154 128H156V129H154ZM248 128V129H247ZM252 128V129H251ZM50 129H51V126H50ZM177 129V128H176ZM247 131H246V130ZM102 130V129H101ZM103 130H104V128H103ZM155 130H157V132H155ZM236 130H235V132H236ZM245 131V133L243 134V131ZM252 130V131H251ZM104 131H107V128L104 130ZM180 131V130H179ZM178 131V133H180V134H177V136L178 137H174L173 136V139H172V135L170 134V135H167V137H164L163 138V140H161L160 138H159V136H157V138H159L160 140L158 141V139H157V141H153V143H155L156 145H157V143L158 144H160V146H158V147H161V149L160 150H163V151H161V153L162 152H166L167 154H169V152L171 153V152H173V154H172V158H171V160L170 161H167L168 162V166L170 165V167L169 168H171L172 167V171H173V178H172V181L173 180H175V179H177V181H176V183H174L173 182V184H174V186L173 185H171V187H170V191H172V193H169V191H168V196L166 195V197H168V198H165L164 197V200L163 201H158L156 204H154V205H152L153 203V201H152V197L150 198L149 196V198L147 197V195L145 196V194H143V195H138V194H140V193H136L137 191H130V190H134L135 188H133L132 186H136V184L138 183L139 185H140V183H141V185L140 186H138V188L140 187H144V185L142 184V181H144L143 179H142V177H145L144 176V174H141L140 176H141V180H137V179H139V178H137L136 176H134V179H135V181L134 180H132V181H134V183H133V185H131V189L129 190V191H127L126 193H128V192H130V193H128L127 195L125 194V196L124 195H122V193L118 190V188L119 189H121L122 187V185L121 184H124V183H122V182H124L125 180H126V178H124L123 179V177L121 178V176L116 180L117 182H114L113 183V181H114V179L112 178H107V177H112L110 174H112L110 171H114V169H113V167H112V170L110 169V164L112 163V161H111V163H109V165H108V168L109 169H107V167H106V169H107V171H105V172H108V173H105L104 174V170H106V169H101L100 167L97 169V168H95L94 170H92V172L89 174L90 176H89V178H88V176H86L88 179L86 180L85 178V180L84 179H81L80 178V180L79 181H84V182H82V185H83V188L81 187V190L83 191L82 193H83V197H82V199L80 200L79 199V197L77 198V199H79L80 201L79 202H77V203H79V205L80 206H78V210H76L75 212H73V221H77L78 222V220H83V222H85L87 219H89V222L88 223H86V225L87 224H89V223H91V224H93L92 226H90V225H88V227H96V226H94V224L96 225V223L97 224H99L100 225V228H102V229H99V225H98V231L96 232V230H94L93 231V229L92 230H90L89 228H87V229H85V230H81V231H77V232H74L73 234H74V237L76 238V240L78 241L75 245H74V247H67V245L65 246V244L66 243H60L62 246H59V245H56V246H51V247H49V248H47V247H45L44 246V243H43V245H42V242H41V248L39 247V253L40 254H38V256H37V259H38V257H39V259L37 260V263H38V261H41V262H39V264L41 263V264H45V262H46V264H60V262H61V264H160V262L161 263H163L166 259L167 260H170V261H168V264H206L205 263V261L207 260H209L208 258L210 257V255H209V257L207 258V255H208V253L210 252V251H208V250H210V248L207 250V248L210 246L209 244H211V243H206L207 242V240H208V238H206V237H208V235L209 234H207L206 235V237H205V235H203V234H205V231L207 232V229H208V223L207 222H204L203 221V223H202V220L201 221H198V223L196 224V220H195V222L194 221H192V223H195V224H192V226L193 227H191V231H190V233H188V235H187V232L186 233H184V234H180V233H177L176 232V228H178V223L179 222H181V216H182V214L184 213L185 214V211H187L188 209L190 210H188L187 212L189 213V214H191L192 212V210H194V208H196V212L197 213H199V211H201V209H202V205H205V207H207L206 206V204H207V201L209 202V201H211L212 200V198L214 199V196L216 195V196H218V202H216V204H218L217 205V207L215 206L214 207V210L213 211H215L213 214H211V215H209V222H210V224H212V225H214V226H216L217 225V223H218V221H219V223H221L222 224V226H223V223L226 225V226H223L224 227V231H223V229H222V226L220 227V225L218 226L219 228H221V231H223V233L222 232H220L222 235H223V237H222V235H221V240L219 241L218 240V242H221V243H219L220 244V246L221 247H219L218 248V252L215 250V252H216V255H218V258L216 257V263L215 264H240L241 262H243L244 261V259H245V257L242 255V254H240L239 252H237V247L239 246V244H237V243H240V242H244V241H246V240H251L250 238H253V237H255L256 235H257V233H256V231H260V235H261V241L262 242H264V206H262L263 204H264V189L263 190H258V189H260V186L259 187H255V189H254V191H256V192H252V190H250V193H249V191L247 192V197H246V200H244L247 204H245L244 205V203L245 202H240V203H242V204H240V208L238 207L239 205V203H236V202H238V201H235V200H237L238 198L237 197H235L234 195V197H233V199L230 197V196H225V194H223V192H221V191H216L217 189L219 190V188H217L216 186L217 185H215L214 183H212V181H211V179H212V177H210L209 178V174H211V169H213V167H214V162H217L216 161V158L217 159H219L220 158V156H219V158L218 157H216L217 156V154H216V158L214 159V161H209L210 159L209 158H207V156L206 157H204V154L203 153H201V151H200V149H199V147H197L198 146V141H196L198 138L197 137H191V138H189L190 136H184L183 134H184V132H183V129L181 128V131L179 132ZM232 131H234V130H232ZM37 132V133H36ZM83 132V133H82ZM101 132V133H100ZM182 132V133H181ZM234 132V133H235ZM50 135H49V134ZM56 133V132H55ZM157 133V134H156ZM233 133V134H234ZM240 135H239V134ZM248 133V134H247ZM34 134V133H33ZM46 134H48V136H46ZM52 134H54V132L52 133ZM245 134H247L246 136H244ZM34 135V136H35ZM44 135V136H43ZM230 135V136H231ZM258 135V136H257ZM154 136V137H155ZM238 138H237V137ZM53 137H55V135L53 136ZM169 137V138H168ZM248 137V138H247ZM257 137H259V138H257ZM35 138V137H34ZM33 138V139H34ZM153 138V139H152ZM166 138V139H165ZM177 138V139H176ZM237 138V139H236ZM260 138V140L261 141H263V143H264V140H262ZM82 139V140H81ZM96 139H95V141H96ZM151 139V140H150ZM236 139V140H235ZM45 140H47V141H45ZM167 140V142H166V144L169 146H167V145H165L164 144V142ZM171 140H175V141H171ZM234 140H235V142H234ZM255 140V139H254ZM30 141L32 142V143H30ZM164 141V142H163ZM228 141H229V139H228ZM248 141V140H247ZM250 141V140H249ZM16 142V141H15ZM15 142H12L13 144H11L12 146H14V145H17V146H14L15 147V149L16 150H14L13 151V153H14V155L15 154H17V153H20L21 151L19 150V148H24V149H26V147H25V142L26 141H21L20 143H15ZM43 142H45V144L43 143ZM47 142V143H46ZM131 143L130 145H131V147L132 148H134V150L136 151L135 153H134V150L132 149V148H130V147H126V146H128L129 144L128 143ZM159 142H162L163 144H164V146H167L166 147V149H168V150H164V149H162V148H165V147H163V145H161V143H159ZM169 142H172V144H170ZM177 142V143H176ZM233 142V143H232ZM251 142H252V139H251ZM250 142V143H251ZM34 143V144H33ZM121 143H120V145H121ZM132 143H134V144H132ZM174 143V144H173ZM195 143H197V144H195ZM254 143V142H253ZM252 143V144H253ZM262 143V145H264ZM32 144H33V146H32ZM40 144V145H39ZM76 144H78V143H76ZM123 144V143H122ZM213 144V143H212ZM229 144V145H228ZM19 145V146H18ZM74 145V146H73ZM136 145H139V146H136ZM170 145H172V146H170ZM254 145V144H253ZM261 145V144H260ZM212 146V147H213ZM17 147V148H16ZM37 147V148H36ZM120 148H121V146H119ZM223 147V148H222ZM256 148H257V146H255ZM254 147V148H255ZM264 147V146H263ZM13 148V147H12ZM21 148V149H22ZM45 148V149H44ZM74 148H75V150H74ZM137 150H136V149ZM157 148V147H156ZM217 148H221V153H219V149H217ZM1 149V148H0ZM14 149V148H13ZM18 149V150H17ZM33 149H34V151H33ZM125 149V150H126ZM128 149V150H129ZM39 150V151H38ZM42 150H43V152H42ZM128 150H126L127 152H128ZM253 150H255V149H253ZM259 150H261V149H257V151H259ZM1 151V150H0ZM24 150H22V152H23ZM2 152V151H1ZM0 152V154H2ZM34 152V153H33ZM39 152V153H38ZM102 152V153H101ZM133 152V153H132ZM260 152H262V153H264V148H262V150L260 151ZM30 153V154H31ZM44 153V154H43ZM146 153V154H145ZM150 153V154H149ZM154 153V152H153ZM201 153V154H200ZM21 154V153H20ZM118 154V153H117ZM137 154H142V156L141 155H137ZM215 154V153H214ZM214 154L212 155V156H214ZM42 155V156H41ZM154 155H156V154H154ZM199 155V156H198ZM256 155V154H255ZM2 156V155H1ZM15 156H17V155H15ZM44 156V157H43ZM134 156V157H133ZM151 156V157H150ZM200 156H203V157H200ZM17 157H19V155L17 156ZM32 159H31V158ZM34 157V158H35ZM74 157V158H73ZM76 157V158H77ZM133 157V158H132ZM145 157V158H144ZM150 157V158H149ZM157 157V156H156ZM234 157H236V158H234ZM254 156H252V157H250L249 158V163H251V164H248V165H253V164H256L255 162L258 160V156H256L257 157V159H256V157L255 158H253ZM120 158H118V161H119V159ZM174 158V159H173ZM205 158V159H204ZM209 159V160H207V159ZM214 158V157H213ZM222 158V159H223ZM0 159H1V157H0ZM19 159V158H18ZM40 159V160H39ZM73 159V160H72ZM115 159V158H114ZM129 159V160H128ZM132 159V160H131ZM154 159L155 158H153V160L152 161H154ZM173 159V160H172ZM202 159V160H201ZM221 159V158H220ZM239 159V160H238ZM256 160L255 162L253 161V160ZM14 160V159H13ZM13 160H12V162H13ZM19 160H21V159H19ZM111 160V159H110ZM127 160H128V162H127ZM142 160H144L143 162H142ZM148 160V162H147V164H149V161ZM175 160V161H174ZM206 160V161H205ZM226 160H227V162H226ZM1 161V160H0ZM15 161V160H14ZM38 161V162H37ZM43 161H44V164H43ZM114 161H116V159L114 160ZM120 161H122V159L120 160ZM119 161V162H120ZM188 161H190L188 164H187V162ZM237 161L239 162V164L237 163ZM252 161V162H251ZM15 162H17V161H15ZM125 162V161H124ZM133 162V163H132ZM176 162H177V164H176ZM14 163V162H13ZM19 163V162H18ZM30 163H29V165H30ZM115 163V162H114ZM114 163H112L111 165H113ZM116 163H117V166L118 167H120L121 165V163H118L117 161H116ZM122 163H123V161H122ZM229 163V164H228ZM10 164H12V163H9L8 165H6V166H10V170L8 169H6V171H5V173H4V177H3V174H2V176H1V178H0V182H2V180L1 179H5V178H7V180H8V178L10 177V175L13 173V172H15L16 171V169H15V164H13V165H10ZM21 164V163H20ZM43 166H42V165ZM185 165V166H183L182 167V169H179V167L178 168H176L177 166H179V165ZM74 165V164H73ZM120 165V166H119ZM188 165V166H187ZM215 165H216V163H215ZM240 165H242V166H240ZM21 166H22V164H21ZM41 166V167H40ZM116 165H115V167H117ZM125 166V167H126ZM16 167H17V164H16ZM19 167V166H18ZM26 167V168H27ZM118 167H117V169H118ZM128 167V169H131V167L129 168ZM133 167V166H132ZM173 167H175V168H173ZM184 167H187V168H184ZM233 168V169H231V168ZM240 167H242V168H240ZM243 167H245L244 169H243ZM23 168V167H22ZM21 168V169H22ZM42 168H43V170H45V171H42L43 172V175L46 173V175H45V177L43 176H41L42 178H40V176H39V174L41 173L40 171L42 170ZM45 168V169H44ZM121 168V167H120ZM117 169L115 168V172L117 171ZM122 169V168H121ZM125 169V168H124ZM128 169H126V170H128ZM181 171V172H179V170ZM236 169V170H235ZM241 169H242V171H244V173H247L246 175L247 176H249V177H247L244 173H240L241 172ZM31 170V171H30ZM126 170H125V173L126 174H128L127 172H126ZM174 170L177 172L176 174L174 173ZM232 172H231V171ZM2 171H4V168H3V170ZM8 171H10V173H9V175L7 174L8 173ZM19 171V170H18ZM22 171V170H21ZM231 172V175L234 173L235 175H237L236 177H235V175L233 174L232 175V178L230 177V176H228L230 173L229 172ZM237 171H240V172H237ZM38 172V174H35V173H37ZM122 172V171H121ZM124 172V171H123ZM122 172V173H123ZM130 172V171H129ZM3 173V172H2ZM19 173H21V172H19ZM114 173V172H113ZM121 173V174H122ZM124 173V174H125ZM179 173V174H178ZM239 173V174H238ZM25 173H23L22 175H24ZM28 174V175H27ZM110 175V176H107V175ZM125 174V175H126ZM132 174V173H131ZM8 175V176H7ZM37 175H38V178L37 179H42V180H44L45 178V180H44V182L43 181H41V180H39L38 182H37V179H36V177H37ZM80 175V174H79ZM82 176L84 175V174H81ZM87 175H88V173H87ZM113 175V177L116 175L115 173L114 174H112ZM123 175V174H122ZM176 175V176H175ZM32 177V178H34L33 176H35V178H34V182H33V180H31V181H29V182H27V178H29V177ZM129 176V175H128ZM139 175H138V177H140ZM234 176V177H233ZM263 176V177H262ZM137 179H136V178ZM161 177H163V176H161ZM160 177V178H161ZM229 177H230V179H229ZM44 178V179H43ZM115 179H116V176L114 177ZM128 178H130V177H128ZM153 178H156V177H152V179ZM159 178V177H158ZM158 178H156V179H158ZM163 178H165V177H163ZM210 180H209V179ZM243 178V180L240 182V179H242ZM245 178V179H246ZM151 179V178H150ZM150 179H148V180H150ZM155 179V180H156ZM162 179V178H161ZM232 179H234L235 181H233ZM261 182H260V185H262V187L264 188V181H262V180H264V175H263V172H262V174H261ZM29 180V179H28ZM111 180H113V181H111ZM121 182H120V181ZM155 180H154V182H155ZM239 180V184H238V181ZM4 181H6V180H4ZM24 181V182H25ZM131 181V180H130ZM153 181V180H152ZM235 182V183H232V185L233 186H230V187H228L227 186V184H231V182ZM247 181H245V182H247ZM43 182V183H42ZM73 182V183H74ZM150 182V181H149ZM237 182V183H236ZM2 183H4V182H2ZM81 183V182H80ZM113 183V184H112ZM132 183V182H131ZM151 183V182H150ZM150 183H148L149 184V186H148V188H151L154 184H151L150 185ZM262 183V184H261ZM121 186H120V185ZM126 184V183H125ZM124 184V185H125ZM127 184H128V181H127ZM247 184V183H246ZM71 185V184H70ZM81 185V186H82ZM123 185V186H124ZM156 185V184H155ZM154 185V186H155ZM43 186V185H42ZM64 186V187H63ZM66 186V187H65ZM153 186V187H154ZM157 186L158 185H156V189H159V188H157ZM175 187L174 188V190H173V187ZM31 187V186H30ZM128 187V188H129ZM159 187V186H158ZM261 187V188H262ZM139 188V189H140ZM214 188V189H213ZM215 188H217V189H215ZM225 188V189H226ZM64 189V190H65ZM145 189V188H144ZM147 189V188H146ZM155 189V188H154ZM155 189V190H156ZM172 189V190H171ZM221 189V188H220ZM119 191V193H121V195H119V193H118V195H117V192L116 191ZM124 190V187L122 188V191ZM136 190H137V187H136ZM151 190V189H150ZM149 190V191H150ZM37 191V190H36ZM39 191V190H38ZM37 191V192H38ZM151 191H153V189L151 190ZM161 191V190H160ZM217 193H216V192ZM262 191V192H261ZM57 192V193H56ZM125 192V191H124ZM141 192V191H140ZM252 192V193H251ZM259 192H260V194H259ZM62 193H64V191L62 192ZM80 193H81V191H80ZM116 193V194H115ZM159 193V192H158ZM221 193H222V195H221ZM258 193V194H257ZM261 193H262V195H263V198H261L260 196H262L261 195ZM250 194V195H249ZM39 195H40V192H39ZM42 195V196H43ZM128 195H130V196H128ZM154 195H156V193L154 194ZM153 195V196H154ZM170 195V196H169ZM228 195V194H227ZM41 196V197H42ZM45 196V195H44ZM43 196V197H44ZM50 196V195H49ZM147 197V199H149V200H147L145 197ZM150 196H152V194L150 195ZM215 196V197H216ZM221 196H223L222 198H220ZM46 197H48V196H46ZM51 197V196H50ZM53 197V196H52ZM137 197V198H136ZM231 198L230 200H226V198L228 199V198ZM74 198V197H73ZM81 198V197H80ZM136 199V200H139V201H135L134 199ZM139 198V199H138ZM219 198H220V200H219ZM223 198H224V200L225 201H223L222 202V200H223ZM76 199V198H75ZM148 202L149 201V203H147L145 200ZM154 199V198H153ZM165 199H168V200H165ZM253 199V200H252ZM257 199V200H256ZM258 199H260V201L262 202V204H259L260 203V201L258 200ZM68 200H71V202H72V198H70L69 197V199ZM68 200H67V202H68ZM134 200V201H133ZM157 199H154V201H156ZM58 201V200H57ZM143 201H144V203H145V206L146 205H152V206H154L153 208L154 209H152L151 207H149V206H147V207H145V206H143V209H142V205L144 204L143 203ZM164 201H165V204H164ZM203 201V204L201 205V207L199 206L200 204H201V202ZM206 201V202H205ZM214 201V200H213ZM235 201V202H234ZM248 201V202H247ZM60 202V201H59ZM143 204H142V203ZM150 202L152 203V204H150ZM163 202V203H162ZM212 202V201H211ZM253 202V203H252ZM254 202H257L258 203V205H257V203L255 204V205H257L256 207H258L257 209H258V213H257V217L258 218H256V222H255V225H253V226H249L248 225V223L246 222V221H248V217H247V214H246V212H247V208H248V206L249 205H254ZM147 203V204H146ZM161 203V204H160ZM197 203H199V204H197ZM197 204V205H196ZM210 204V203H209ZM231 204V205H230ZM235 204H237V205H235ZM249 204V205H248ZM47 205H49L48 207H50V205L53 207V208H55L54 206L55 205H59V203L58 202H49V204L47 203ZM46 205V206H47ZM160 205H162L161 207H160ZM195 205V206H194ZM233 205L234 206H236L238 209H237V213H235L236 211L232 208L233 207ZM230 206V207H229ZM57 207V206H56ZM148 207L149 208H151L150 209V212H147L146 210H145V208L147 209V210H149L148 209ZM199 207V208H198ZM205 207L203 208V209H205ZM243 207H245V208H243ZM262 207H263V209H262ZM142 210H141V209ZM192 208V209H191ZM199 209V211H198V209ZM201 208V209H200ZM218 208V209H217ZM230 208V209H229ZM231 208H232V210L233 211H235V212H233L232 210H231ZM235 208V207H234ZM229 209V210H228ZM223 212H222V211ZM194 211V212H195ZM186 212V213H187ZM191 212V213H190ZM194 212H193V215H194ZM260 212V213H259ZM196 213V214H197ZM220 213H224V219H225V217H228V221H227V218H226V221L223 219L222 221H220V219L221 218H223V217H221L220 219H219V215H220ZM147 214V215H146ZM183 214V215H184ZM242 214V215H241ZM146 215V216H145ZM223 215V214H222ZM145 216V218H143ZM148 216V217H147ZM186 216L188 217V214H186ZM185 215H184V217H186ZM212 216V217H211ZM262 216H263V218H262ZM186 217V218H187ZM189 217H191L190 219L191 220H194L192 217L193 216H189ZM189 217L187 218L188 220H190L189 219ZM234 219V220H233ZM238 219V220H237ZM130 220V221H129ZM198 220V219H197ZM232 220V221H231ZM235 220H237V221H235ZM244 220V221H243ZM224 221V222H223ZM230 221H231V224H230ZM94 222V223H93ZM96 222V223H95ZM127 222H128V227H129V225L130 226H132L133 228H126V229H123L122 228V230H121V226L122 227H124L123 225H125L126 227H127ZM217 222V223H216ZM225 222H228V227H227V223H225ZM73 223V222H72ZM215 223V224H214ZM218 223V224H219ZM234 223V224H233ZM74 224V223H73ZM246 224L248 225V227H249V229H247V230H245L244 231V229H246L244 226H246ZM233 225V226H232ZM205 226L207 227V228H205ZM230 226V227H229ZM237 226V227H236ZM118 227L120 228V229H118ZM134 227L136 228V229H134ZM217 227V228H218ZM205 228V229H204ZM225 228H228L227 230H225ZM236 228V229H235ZM243 228V229H242ZM105 231H104V230ZM193 229V230H192ZM196 231H195V230ZM198 229V230H197ZM116 230V231H115ZM126 231L127 230V232H129V231H132V232H130L128 235L129 236H131V237H129L128 235H126L125 237L127 238V239H125V238H123L122 240H123V242L121 241V243L120 244H118L119 243V240H121V239H119V238H121L122 237V235H123V237H124V234L121 232V236L119 235V233H118V231ZM203 230V231H202ZM205 230V231H204ZM109 231V232H108ZM117 232L116 234L118 235V237L116 236V234L114 235L117 239H119L118 241H116L117 242V245H115V247H117V248H114V247H109V248H111V249H109V248H102L101 246H99V245H97L98 246V250L99 251H102V253H103V257H102V255H98V254H96L95 255V253H94V255H91L92 253H90L91 251V248H93V246H94V244H92V242H99V241H101V240H103V239H105L106 237H108V239H109V236H111L112 234H110L111 232ZM189 232V231H188ZM195 232H197V233H195ZM201 232V233H200ZM239 232V233H238ZM255 232V234H253ZM71 232H69V235H71L70 234ZM238 233V234H237ZM131 234V235H130ZM202 235V236H200L199 235V237H201L200 239H202V240H200L199 238L197 239L196 238V235ZM233 234H236L235 236L233 235ZM240 234V235H239ZM185 235H187V236H185ZM249 235V236H248ZM251 235H253V236H251ZM262 235H263V237H262ZM113 236V235H112ZM113 236V237H114ZM120 236V237H119ZM129 238H128V237ZM242 236H243V238H242ZM112 237V239H114ZM204 239H203V238ZM210 237V236H209ZM247 237H249V239H246ZM192 238V239H191ZM206 238V239H205ZM219 238V237H218ZM245 238V240H243ZM189 239V240H188ZM235 239V240H234ZM242 239V240H241ZM92 240H94V241H92ZM115 240V239H114ZM195 240H197V241H195ZM200 242H199V241ZM238 240V241H237ZM196 242V246L198 247V249L196 248V246H195V244H194V242ZM206 241V242H205ZM182 242H186V244L188 245V243H191L193 246H195L194 247V251H193V255L191 254L192 252L190 251V250H185V248L184 249H182V247H184V246H182L183 245V243ZM188 242V243H187ZM210 242V241H209ZM237 242V243H236ZM197 243H198V245H197ZM201 245H200V244ZM224 243V244H223ZM234 243V244H233ZM259 243H261V242H259ZM121 244H123V245H121ZM186 244H184L185 246H186ZM190 244V245H191ZM228 244V245H227ZM231 244H233L234 246H232ZM253 244V245H252ZM251 244V247H254V249H256V248H260L261 246V248L258 250V249H256L258 252H260V253H262V250H263V255H260L259 256V258L258 259H260L259 260V264H260V262H262L263 260H262V258H264V243H262V244H258L257 242H253ZM64 245V246H63ZM90 245H93L92 247H90ZM120 245V246H119ZM171 245V246H170ZM175 245V246H174ZM181 245V248L179 247V246ZM200 245V246H199ZM206 245H207V247H206ZM209 245V246H208ZM218 245V244H217ZM235 245H237V246H235ZM255 245H257V247L255 246ZM96 246V247H97ZM172 246H174V247H172ZM203 246V247H202ZM206 248H205V247ZM226 246V247H225ZM259 246V247H258ZM45 247V248H44ZM67 247V248H66ZM77 247H81L82 249L83 248H85V249H83V250H81V249H79V252L81 253H79L78 252V248ZM176 247L178 248V250L176 249ZM234 247H236L234 250H236V252L237 253H239V255L235 252V253H233V254H231L232 253V251H233V248ZM47 248V249H46ZM69 248L71 249V250H69ZM73 248V249H72ZM77 250H76V249ZM88 248V249H87ZM114 248V249H113ZM169 248H170V250H169ZM173 248V249H172ZM199 248H201L200 250H199ZM67 249L69 250V251H72V252H76V253H79V255H78V260L77 259H75V261L74 260H72V259H70V258H66L65 256H64V254L65 253H67L68 251H67ZM181 249V250H180ZM207 251H206V250ZM216 249V248H215ZM177 250V251H176ZM186 251V253L187 254H185V251ZM198 250V251H197ZM227 250V251H226ZM41 251H44L43 253H41ZM84 251V252H83ZM106 251V252H105ZM171 251H173V252H171ZM180 251H181V253H180ZM189 251V252H188ZM230 251V252H229ZM92 252H94V251H92ZM222 252H224L223 253V255H222V257H221V253ZM234 252V251H233ZM70 253V252H69ZM86 253H88V255L90 254L91 256H88ZM97 253V252H96ZM104 253H105V255H104ZM106 253H108V254H106ZM173 253H176L175 254V257L173 258V256H171L172 257V260H171V257L169 258L168 257V254H173ZM211 253V252H210ZM230 253V254H229ZM52 254V255H51ZM229 254V255H228ZM234 254H235V257H234ZM47 255V256H46ZM54 255V256H53ZM174 255V254H173ZM226 255V256H225ZM233 255V256H232ZM56 256V257H55ZM194 256H196V259L194 258ZM23 257V256H22ZM25 257H27V256H25ZM49 259H48V258ZM95 257H99V258H95ZM165 257H168V258H165ZM187 257V258H186ZM228 257V258H227ZM240 257V258H239ZM46 258V259H45ZM56 258H61V260H59V259H56ZM165 258V260L163 261V259ZM194 258V259H193ZM225 258V260H223ZM237 258H238V261H237ZM26 259V258H25ZM51 259V260H50ZM55 259H56V261L57 260H59V261H55ZM219 259V260H218ZM71 261V262H69V261ZM228 260V261H227ZM262 260V261H261ZM52 261H54V262H52ZM63 261L65 262V263H63ZM78 261V262H77ZM163 261V262H162ZM225 261V262H224ZM239 261H241L240 263H239ZM49 262V263H48ZM51 262V263H50ZM219 262V263H218ZM223 262V263H222ZM164 264H166V263H164ZM261 264H264V261H263V263H261Z\"/></svg>",
	"mask_w": 264,
	"mask_h": 264
}]
</instances>
